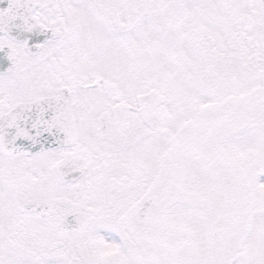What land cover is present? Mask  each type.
<instances>
[{
    "label": "snow or ice",
    "instance_id": "1",
    "mask_svg": "<svg viewBox=\"0 0 264 264\" xmlns=\"http://www.w3.org/2000/svg\"><path fill=\"white\" fill-rule=\"evenodd\" d=\"M0 264H264V0H0Z\"/></svg>",
    "mask_w": 264,
    "mask_h": 264
}]
</instances>
